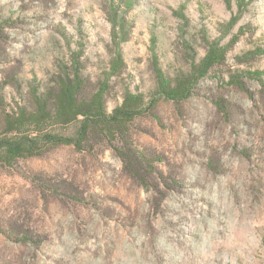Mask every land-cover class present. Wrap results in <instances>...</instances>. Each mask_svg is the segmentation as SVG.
<instances>
[{
    "label": "rangeland",
    "instance_id": "rangeland-1",
    "mask_svg": "<svg viewBox=\"0 0 264 264\" xmlns=\"http://www.w3.org/2000/svg\"><path fill=\"white\" fill-rule=\"evenodd\" d=\"M115 1L0 0L7 109L29 103L33 83L48 86L79 42L94 87L113 57ZM126 3L132 30L109 111L126 88L155 89L153 35L174 76L189 67L185 39L202 57L200 31L222 38V25L240 19L222 39L230 43L224 63L186 101L162 100L137 118L127 140L101 137L84 150L59 146L0 163V264H264V84L244 75L251 95L227 83L264 69V53L246 56L264 50V0L243 12L224 0ZM177 11L189 20L184 36Z\"/></svg>",
    "mask_w": 264,
    "mask_h": 264
},
{
    "label": "trees",
    "instance_id": "trees-1",
    "mask_svg": "<svg viewBox=\"0 0 264 264\" xmlns=\"http://www.w3.org/2000/svg\"><path fill=\"white\" fill-rule=\"evenodd\" d=\"M229 6L233 2L243 12L249 0H224ZM126 0L111 4L109 20L112 25L113 57L108 69L94 87L85 73L83 43L80 49L71 53L70 64L59 67L54 80L46 87L37 83L31 85L30 102L7 109V101L0 96V163L13 166L19 159L43 156L59 146H73L84 150L97 138L117 140L129 138L130 125L139 117L156 109L160 101L179 103L189 99L199 84L222 65L227 58L230 43L222 44V39L238 22L240 14L222 27V38L212 39L207 30L200 31L206 46L202 57L198 58L192 43L185 39L189 48V67L174 76L169 75L161 65L158 53V39L151 38L152 63L156 76V87L149 95L126 88L122 101L111 111L108 108V95L113 80L122 75L125 60L122 45L130 39L132 22L126 16ZM125 7V8H124ZM124 8V11H123ZM184 20L181 33L187 34V16L177 11ZM6 21L0 20V34ZM186 38V37H185ZM233 39L231 42H235ZM264 53L257 48L247 52L250 60ZM244 75L264 84V69L244 70L230 75L228 84L249 94L250 89L243 81ZM252 95V94H251ZM224 109L221 101L216 102Z\"/></svg>",
    "mask_w": 264,
    "mask_h": 264
}]
</instances>
